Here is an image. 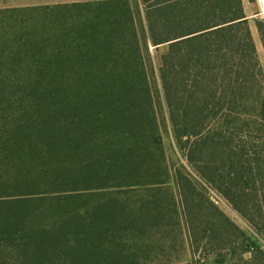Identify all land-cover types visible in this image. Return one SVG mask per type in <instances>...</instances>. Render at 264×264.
<instances>
[{"label":"trees","instance_id":"trees-1","mask_svg":"<svg viewBox=\"0 0 264 264\" xmlns=\"http://www.w3.org/2000/svg\"><path fill=\"white\" fill-rule=\"evenodd\" d=\"M168 127L257 238L173 170ZM261 240L264 67L243 0L0 9V264H201L202 246L264 264Z\"/></svg>","mask_w":264,"mask_h":264},{"label":"rangeland","instance_id":"rangeland-1","mask_svg":"<svg viewBox=\"0 0 264 264\" xmlns=\"http://www.w3.org/2000/svg\"><path fill=\"white\" fill-rule=\"evenodd\" d=\"M92 1V0H90ZM96 1V0H93ZM245 11L249 19L250 26L252 28V31H254L255 34V40L258 48V53L262 62V65L264 67V47L262 45V41L260 39L259 33L257 32V20L262 19L263 17L260 15L261 12V4L259 0L251 1V0H243ZM133 2V5H135L136 0H131ZM168 45L162 44L157 48H154L153 46H150V50L152 52V59H153V66H154V72L155 74H152V76L156 75V78L158 76V69L160 66L161 56L167 51ZM164 144L167 152V156L169 159V163L173 170L175 168H182L186 173H189L194 181L196 182L198 188L206 195V198H208L210 201L214 202L220 210L225 212L227 215H229L237 224H239L243 229H245L249 234L254 235V237L257 238V236L253 233V230L246 224V222L241 218V216L238 215V213L233 210V208L230 206V204L223 199L220 195H218L217 192H215L212 187H210L205 181L194 171L188 160L183 154V151L180 149V146L178 145L173 130L171 127L166 128L164 131ZM210 206V203L208 202L206 207ZM212 210V209H211ZM261 244H264V241L261 240ZM183 260H192V254L191 251L184 250L183 251ZM217 251L214 249H211L208 251L206 247L202 246L200 250L196 253V260L200 261L201 264H216L215 259L217 258Z\"/></svg>","mask_w":264,"mask_h":264},{"label":"crops","instance_id":"crops-1","mask_svg":"<svg viewBox=\"0 0 264 264\" xmlns=\"http://www.w3.org/2000/svg\"><path fill=\"white\" fill-rule=\"evenodd\" d=\"M84 1H90V0H0V9L14 8V7H29V6H37L41 4H58V3H70V2H84ZM252 33L255 38L254 31H252Z\"/></svg>","mask_w":264,"mask_h":264},{"label":"built area","instance_id":"built-area-1","mask_svg":"<svg viewBox=\"0 0 264 264\" xmlns=\"http://www.w3.org/2000/svg\"><path fill=\"white\" fill-rule=\"evenodd\" d=\"M260 4H261V12L260 15L264 18V6H263V2L262 0H259Z\"/></svg>","mask_w":264,"mask_h":264},{"label":"bare ground","instance_id":"bare-ground-1","mask_svg":"<svg viewBox=\"0 0 264 264\" xmlns=\"http://www.w3.org/2000/svg\"><path fill=\"white\" fill-rule=\"evenodd\" d=\"M262 2H263V6H264V0H262Z\"/></svg>","mask_w":264,"mask_h":264}]
</instances>
